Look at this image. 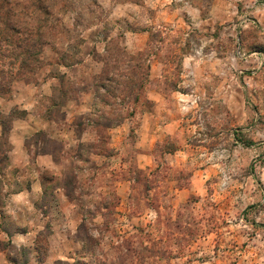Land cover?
<instances>
[{"label":"clouds","instance_id":"9594fccd","mask_svg":"<svg viewBox=\"0 0 264 264\" xmlns=\"http://www.w3.org/2000/svg\"><path fill=\"white\" fill-rule=\"evenodd\" d=\"M0 264H264V0H0Z\"/></svg>","mask_w":264,"mask_h":264}]
</instances>
